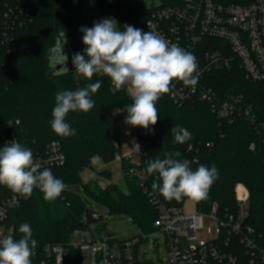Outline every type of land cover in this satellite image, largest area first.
I'll return each mask as SVG.
<instances>
[{"label": "trees", "instance_id": "16d2710c", "mask_svg": "<svg viewBox=\"0 0 264 264\" xmlns=\"http://www.w3.org/2000/svg\"><path fill=\"white\" fill-rule=\"evenodd\" d=\"M9 1L0 0V35L9 19L6 15L12 14ZM24 1L27 24L13 28L8 44L0 39V119L19 120V140L31 150L43 149L51 141L60 142L66 161L48 169L63 180L65 199L47 201L41 191L33 190L30 197L12 206L7 203L11 189L0 185V211L4 214L0 225L12 227L16 240L23 235L19 232L20 225H30L32 238L37 241L31 256L32 264H41L45 259L43 248L46 245L64 244L71 239L74 231L82 226V214L90 210L89 197L110 214L130 217L141 234L153 232L157 207L142 188L140 177L130 173L128 159L121 163L124 188L109 183L106 187L90 190L89 184L82 182V174L92 167L96 158L107 165L116 160L117 154L122 155L118 125L123 121V115L119 109L132 103L128 90H114L110 79L100 74L91 80L78 76L75 71L50 75L53 69L50 58L60 42V34L65 33L66 45L73 53L83 52L85 45L80 28H91V18L84 9L75 6L73 0ZM181 4L182 0H110L103 8V15L114 18L121 30L125 24H131L149 31L146 23L153 11ZM204 42L217 45L213 40ZM31 43H34V51L27 63L21 58V51ZM204 80L223 97L228 94L242 96L245 105L252 106L258 121L264 120V81H248L236 64L229 70L212 71ZM97 81L101 82V87L91 94L94 107L87 113L70 112L66 118L76 134L67 138L56 135L50 124L56 94L85 88ZM156 107L160 114L157 124L150 130L136 127L144 167L147 169L150 160L163 159L165 153L176 151L181 156L173 158L188 160L193 170L201 164L215 165L218 178L207 198L196 202V208L201 211L209 210L213 203H218L221 211H234L235 186L244 183L250 191L248 222L261 234L259 243L264 248V137L256 124L246 118L230 122L220 117L210 102L179 104L168 94L161 97ZM175 125L186 128L191 139L184 144L175 143L170 131ZM101 175L111 180L110 172L104 171ZM154 181L159 183L158 173L151 175L149 191L154 192L165 206L182 207L188 200H166L158 191H153ZM81 186L87 197L79 193ZM64 264H83L81 253L71 251Z\"/></svg>", "mask_w": 264, "mask_h": 264}, {"label": "built area", "instance_id": "2783aa9c", "mask_svg": "<svg viewBox=\"0 0 264 264\" xmlns=\"http://www.w3.org/2000/svg\"><path fill=\"white\" fill-rule=\"evenodd\" d=\"M9 2L12 14L6 15L9 19L0 35L5 44L11 41L10 32L16 25L27 24L25 1ZM109 3L110 0H73L75 6L89 13L93 25L105 18L103 8ZM146 25L149 31L160 34L170 44L176 43L196 57L198 82L195 87L174 82L168 95L176 103L210 102L220 117L230 122L238 118L249 119L264 137V120L258 121L252 106L245 105L242 96L228 94L223 97L204 80L208 73L229 70L236 64L248 81H264V0H182L181 5L153 11ZM206 39L216 41L217 45L202 43ZM113 89L118 90L114 86ZM18 125L19 120L0 119V147L13 140L24 146L19 140ZM32 152L34 159L40 162L41 170L60 166L66 161L58 141H51L43 149ZM123 159L130 161V173L140 177L142 188L157 207L155 230L127 239L116 238L108 234L107 217L90 208L82 214V226L74 231L69 241L43 248L45 259L41 264H64L71 251H78L82 256L88 251L90 264L150 263L153 261L146 257L145 245L152 241L154 247L165 250L166 264H264V248L259 243L261 234L248 222L250 191L244 183L235 186L234 211H221L218 203H213L207 211L196 209L185 213L182 207L165 206L154 192L149 191L152 174L144 167L137 140L125 155L117 154L115 161L122 162ZM34 190L40 191L38 187ZM59 198L65 199L63 193ZM25 199L12 191L7 203L17 206ZM3 216L0 211V219ZM205 228L209 238L198 240L197 232ZM9 234H14L13 228L0 225V238Z\"/></svg>", "mask_w": 264, "mask_h": 264}, {"label": "clouds", "instance_id": "9594fccd", "mask_svg": "<svg viewBox=\"0 0 264 264\" xmlns=\"http://www.w3.org/2000/svg\"><path fill=\"white\" fill-rule=\"evenodd\" d=\"M80 31L85 48L72 55L75 72L88 80L96 74L105 75L116 89L129 91L132 103L125 109L128 113L126 125L150 130L160 116L156 104L172 91L174 82L191 87L198 82L196 57L178 44H170L158 33L131 24H125L121 30L118 22L110 17L94 23L91 28L81 27ZM66 43V35L61 33L54 50L60 65H66L68 60L63 52ZM63 68L69 70L66 66ZM100 87L101 82L97 81L85 88L57 93L50 122L52 131L64 138L75 135L76 130L66 122L68 114L89 112L95 104L91 94ZM170 131L175 143L184 144L191 139V133L180 125L173 126ZM180 156L179 151L165 153L163 159L148 162L147 173H158L159 183L153 182V191H158L166 200L187 198L200 202L206 199L218 178V169L215 165L201 164L193 170L188 160L173 158ZM0 185L25 198L38 187L47 201L59 198L66 187L50 169L41 170L32 150L16 140L0 147ZM19 232L23 234L19 240L12 234L0 238V264H32L37 241L32 238L28 223L20 225Z\"/></svg>", "mask_w": 264, "mask_h": 264}, {"label": "rangeland", "instance_id": "374dc122", "mask_svg": "<svg viewBox=\"0 0 264 264\" xmlns=\"http://www.w3.org/2000/svg\"><path fill=\"white\" fill-rule=\"evenodd\" d=\"M85 11V10H84ZM86 12V11H85ZM86 14L90 17L89 13ZM33 46L34 43L30 45L24 46L23 50L21 51V58L25 60V62L31 61L33 55ZM50 55V51L47 52ZM129 92V91H128ZM130 94V93H129ZM126 108L122 109L124 113V120L118 125V130L121 132L123 142H122V152L127 153L131 150L134 142L137 140V130L135 127H131L124 123L126 116L128 115ZM127 131V132H126ZM136 131V136H135ZM136 137V138H135ZM135 159H137V155H135ZM121 163L122 162H112L110 164L101 163L99 159H95L93 161L92 169L89 168L88 170L84 171L82 174V182L88 183L89 188L91 189H98L100 187H106L109 183L120 184L123 187V177H122V170H121ZM110 172L112 174L111 180H107L105 176H102V172ZM124 188V187H123ZM79 193L87 197L86 192L84 191V187H79ZM89 203L88 206L90 208H94L97 210L103 217H107L108 222V234L114 236L116 238H131L133 236L141 234V230L135 225L134 221L127 216L118 215V214H110L108 213L107 209L103 207L98 201L94 198H88ZM196 202L191 200H186L183 203L182 210L185 213H192L196 211ZM208 225V220L205 221V227ZM99 238V233L96 234ZM198 240H207L209 238L207 229L199 230L197 232ZM196 243V242H195ZM145 248L148 251L147 258L151 259L156 264H166L167 255L165 250H160V248L154 247L153 241L149 242L145 245ZM82 263L83 264H90V257L88 251H85L82 256Z\"/></svg>", "mask_w": 264, "mask_h": 264}, {"label": "water", "instance_id": "95a60500", "mask_svg": "<svg viewBox=\"0 0 264 264\" xmlns=\"http://www.w3.org/2000/svg\"><path fill=\"white\" fill-rule=\"evenodd\" d=\"M54 50H53L52 56L50 58L51 59V63L50 64H51V67L53 68L52 71L50 72V75L55 74V73H59V72H65V71L66 72H73V71H75L74 65L72 63V55H73V52L71 51V49L66 44L63 46V52L68 57V60L66 62V65H60L57 62V53ZM65 66L69 70H66L65 68H63Z\"/></svg>", "mask_w": 264, "mask_h": 264}, {"label": "crops", "instance_id": "0c3cea01", "mask_svg": "<svg viewBox=\"0 0 264 264\" xmlns=\"http://www.w3.org/2000/svg\"><path fill=\"white\" fill-rule=\"evenodd\" d=\"M126 108V107H125ZM122 109H124V108H122ZM122 109H119V111L122 113V115H123V120H124V113H123V110ZM136 128V127H135ZM119 131V130H118ZM127 132V131H126ZM119 134H120V137H121V148H122V140H123V138H122V135H121V132L119 131ZM135 136H136V131H135ZM136 138V137H135ZM122 154L123 155H125L126 153H123L122 152ZM101 162V161H100ZM102 163V162H101Z\"/></svg>", "mask_w": 264, "mask_h": 264}]
</instances>
